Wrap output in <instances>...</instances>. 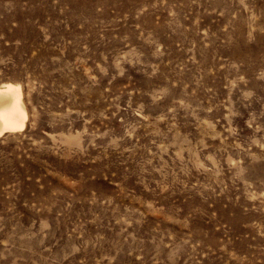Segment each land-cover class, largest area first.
<instances>
[{
	"label": "rangeland",
	"instance_id": "rangeland-1",
	"mask_svg": "<svg viewBox=\"0 0 264 264\" xmlns=\"http://www.w3.org/2000/svg\"><path fill=\"white\" fill-rule=\"evenodd\" d=\"M0 264H264V0H0Z\"/></svg>",
	"mask_w": 264,
	"mask_h": 264
},
{
	"label": "bare ground",
	"instance_id": "bare-ground-1",
	"mask_svg": "<svg viewBox=\"0 0 264 264\" xmlns=\"http://www.w3.org/2000/svg\"><path fill=\"white\" fill-rule=\"evenodd\" d=\"M26 108L20 84L7 82L0 85V137L25 129L28 122Z\"/></svg>",
	"mask_w": 264,
	"mask_h": 264
}]
</instances>
